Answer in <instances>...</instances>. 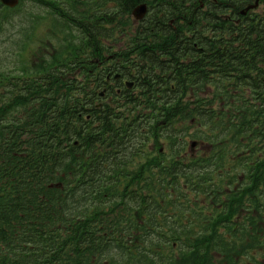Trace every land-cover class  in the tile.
I'll list each match as a JSON object with an SVG mask.
<instances>
[{
	"label": "trees",
	"instance_id": "obj_1",
	"mask_svg": "<svg viewBox=\"0 0 264 264\" xmlns=\"http://www.w3.org/2000/svg\"><path fill=\"white\" fill-rule=\"evenodd\" d=\"M64 1V55L15 75L0 52V264H264L255 0ZM119 43L137 89L103 106L95 60ZM178 122L201 155L159 152Z\"/></svg>",
	"mask_w": 264,
	"mask_h": 264
},
{
	"label": "rangeland",
	"instance_id": "obj_2",
	"mask_svg": "<svg viewBox=\"0 0 264 264\" xmlns=\"http://www.w3.org/2000/svg\"><path fill=\"white\" fill-rule=\"evenodd\" d=\"M254 12H264V3ZM67 26L50 14L49 9L35 0H19L17 8L11 12L0 10V49L6 51V56L4 55L2 61L14 69L15 75L27 69H29L27 72L36 71L33 70L35 64L39 65L43 62L51 64L58 48L59 52L64 55L68 43L76 41L77 32ZM122 106V111H128L127 104ZM172 128L170 131L173 135L166 136L165 131H162L164 135L159 137L158 147L162 149L161 153L166 158H187L190 157V153H195V156L201 155L204 148L196 147V150H191L189 147L192 141L190 134L196 131L194 127L178 122ZM183 129L185 133L181 132ZM181 133H183L184 140L178 143L176 137H179ZM231 178L236 177L231 176ZM202 202H204V197H201V201L199 198H193L194 210H198ZM196 220L197 218L192 219V221ZM257 258L260 259L259 256ZM241 262L242 264H254L252 259H243Z\"/></svg>",
	"mask_w": 264,
	"mask_h": 264
},
{
	"label": "flooded vegetation",
	"instance_id": "obj_3",
	"mask_svg": "<svg viewBox=\"0 0 264 264\" xmlns=\"http://www.w3.org/2000/svg\"><path fill=\"white\" fill-rule=\"evenodd\" d=\"M260 2L264 3V0H261ZM48 8L50 14L60 17L67 15V8H69V4L64 0H49ZM0 10L11 12L14 9L0 3ZM124 46L125 44L120 43L110 45L108 46L110 48L107 47L108 49H106L104 54L101 52V56H105V59H101L102 57H100L95 60L96 72L104 76V81L100 85V90L103 91V95H101L102 103L104 104L103 106L109 104L114 106L116 100L121 101V99L132 96L137 89L135 86L136 79L132 73H129V71H126L123 67H116L115 62L113 61L114 56L118 54L119 49ZM112 47H114L113 50ZM113 71L115 72L113 73ZM102 103L99 105H102ZM103 264H109V261L104 260Z\"/></svg>",
	"mask_w": 264,
	"mask_h": 264
},
{
	"label": "water",
	"instance_id": "obj_4",
	"mask_svg": "<svg viewBox=\"0 0 264 264\" xmlns=\"http://www.w3.org/2000/svg\"><path fill=\"white\" fill-rule=\"evenodd\" d=\"M3 4L9 6V7H14L17 4V0H0ZM257 1L255 3V5H250L248 6L244 11H242V14H245V12L249 9H252L256 6ZM146 13V5L145 4H140L138 6H136L133 10H132V17L135 21H140L143 19V17L145 16ZM195 143L191 142L190 143V147L191 149L195 147Z\"/></svg>",
	"mask_w": 264,
	"mask_h": 264
}]
</instances>
